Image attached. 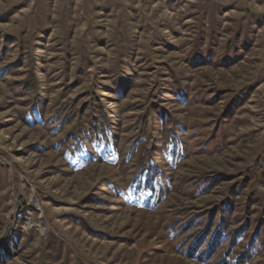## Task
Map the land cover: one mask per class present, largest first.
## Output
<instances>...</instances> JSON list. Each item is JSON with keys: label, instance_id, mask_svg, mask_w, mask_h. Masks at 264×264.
I'll return each mask as SVG.
<instances>
[{"label": "rangeland", "instance_id": "rangeland-1", "mask_svg": "<svg viewBox=\"0 0 264 264\" xmlns=\"http://www.w3.org/2000/svg\"><path fill=\"white\" fill-rule=\"evenodd\" d=\"M1 232L0 264H264V0H0Z\"/></svg>", "mask_w": 264, "mask_h": 264}, {"label": "trees", "instance_id": "trees-1", "mask_svg": "<svg viewBox=\"0 0 264 264\" xmlns=\"http://www.w3.org/2000/svg\"><path fill=\"white\" fill-rule=\"evenodd\" d=\"M210 226L205 228L201 234H199L192 244L188 247V251L186 253L187 257L197 260L199 262H207L217 251L220 242H218L220 231L217 229L215 233L209 237ZM207 242L206 246L202 248L205 241ZM235 245V240L232 238L228 244L226 251L222 254L221 260L216 264H251L253 259V247L254 245L250 243L247 248L239 253L233 260L227 259L232 251V248ZM7 255H10L7 252Z\"/></svg>", "mask_w": 264, "mask_h": 264}, {"label": "built area", "instance_id": "built-area-1", "mask_svg": "<svg viewBox=\"0 0 264 264\" xmlns=\"http://www.w3.org/2000/svg\"><path fill=\"white\" fill-rule=\"evenodd\" d=\"M30 205H38V212H30ZM25 212V224L24 231H36L44 233L45 227L42 224V209L38 196L32 195L27 201L17 200L14 202L11 220L8 224V231H10V225L17 222V213Z\"/></svg>", "mask_w": 264, "mask_h": 264}, {"label": "bare ground", "instance_id": "bare-ground-1", "mask_svg": "<svg viewBox=\"0 0 264 264\" xmlns=\"http://www.w3.org/2000/svg\"><path fill=\"white\" fill-rule=\"evenodd\" d=\"M30 212H38V205H30ZM15 225H12L15 229L16 228H18V227H20V228H22V229H24V224H25V212H18L17 213V222H15L14 223ZM14 229V230H15ZM7 231H8V229H7ZM10 232V231H9ZM13 233V232H12ZM11 233V234H12ZM11 234H10V236H11ZM2 236H4L3 235V233L1 232L0 233V239L1 238H3ZM9 236V237H10Z\"/></svg>", "mask_w": 264, "mask_h": 264}, {"label": "crops", "instance_id": "crops-1", "mask_svg": "<svg viewBox=\"0 0 264 264\" xmlns=\"http://www.w3.org/2000/svg\"><path fill=\"white\" fill-rule=\"evenodd\" d=\"M18 228H20V227H18ZM20 229H21V231H24V229H23V230H22V228H20ZM17 232H20V231H19V230H17ZM17 232H16V233H17ZM13 234H15V232H14V231H13ZM11 235H12V234H11ZM44 250H45V251H47V250L49 251V250H50V248H45Z\"/></svg>", "mask_w": 264, "mask_h": 264}]
</instances>
